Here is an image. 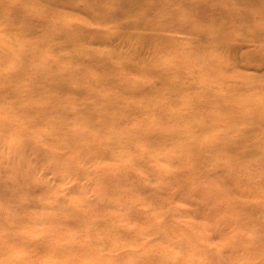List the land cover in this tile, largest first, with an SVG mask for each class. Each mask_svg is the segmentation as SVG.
<instances>
[{
    "label": "rangeland",
    "instance_id": "1",
    "mask_svg": "<svg viewBox=\"0 0 264 264\" xmlns=\"http://www.w3.org/2000/svg\"><path fill=\"white\" fill-rule=\"evenodd\" d=\"M125 1L0 0V264H264V0Z\"/></svg>",
    "mask_w": 264,
    "mask_h": 264
},
{
    "label": "bare ground",
    "instance_id": "2",
    "mask_svg": "<svg viewBox=\"0 0 264 264\" xmlns=\"http://www.w3.org/2000/svg\"><path fill=\"white\" fill-rule=\"evenodd\" d=\"M146 1H147V4L144 5V7H152V6H155L154 5V0H146ZM252 2L257 3L258 0H252ZM142 6H143V4H141L139 2V0H128V1L123 2L121 9H123L124 10L123 12L126 13V12H130L131 10H133L132 8H138V7L141 8ZM132 20H133V22H132L133 24H136V25L139 24V25H141V21L138 22L134 18H132ZM128 25H132V24H128ZM128 27H131V26H128ZM209 34L211 36H213L214 35V31L213 32H209ZM205 74L208 75V74H210V72H206ZM7 78L8 77H6L5 80H3V82H6V79ZM5 91H6V89L3 91V93H5ZM5 124L4 125H1V127H4V129L6 128V125H8V124H6V125ZM1 127H0V129H2Z\"/></svg>",
    "mask_w": 264,
    "mask_h": 264
}]
</instances>
